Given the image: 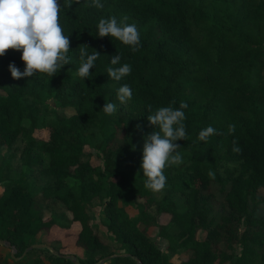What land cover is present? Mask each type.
Here are the masks:
<instances>
[{
  "label": "trees",
  "instance_id": "trees-1",
  "mask_svg": "<svg viewBox=\"0 0 264 264\" xmlns=\"http://www.w3.org/2000/svg\"><path fill=\"white\" fill-rule=\"evenodd\" d=\"M103 3L74 0L61 9L72 59L51 78L13 79L7 66L22 70L20 53L0 56V241L19 258L53 226L77 224L78 264H173L176 253L179 264H264V0ZM110 16L136 25L137 51L95 36L98 20ZM81 47L100 53L84 82L76 76ZM116 54L131 66L119 82L106 74ZM124 83L133 94L121 103L116 90ZM181 100L183 160L164 169L165 188L152 192L139 169L142 136L154 129L146 117ZM109 101L117 109L106 115L100 108ZM208 125L216 134L200 141ZM39 131L46 139L34 136ZM51 247L54 254L33 249L0 264H73L58 240Z\"/></svg>",
  "mask_w": 264,
  "mask_h": 264
},
{
  "label": "clouds",
  "instance_id": "clouds-1",
  "mask_svg": "<svg viewBox=\"0 0 264 264\" xmlns=\"http://www.w3.org/2000/svg\"><path fill=\"white\" fill-rule=\"evenodd\" d=\"M73 2L74 0H0V56L12 49L20 53L19 58L23 62L22 70L14 62L8 64L13 79L41 76L51 78L70 63L72 49L69 34L65 33L59 14L62 8H67ZM90 6L100 9L104 7V3L103 0H90ZM126 21L127 17H122L119 21L115 16L101 17L95 25V36L113 37L135 52L140 47V33L134 23ZM99 56L100 53L96 50L89 52L87 47L79 49L76 76L83 82L91 75L89 69H95ZM120 61V55L116 54L109 59L110 66L106 68L107 77L116 82L131 72V66ZM132 94L127 83L121 84L116 90V98L121 103L130 100ZM185 108L187 103L181 100L178 107L160 106L146 117L154 129L142 136L139 169L144 177V186L152 192H161L165 188L164 169L178 165L183 160L176 141L184 140L187 135ZM116 109V104L111 101L104 102L100 108L106 115L113 114ZM137 129L139 130V125ZM232 130L233 126L229 125V132ZM216 131L212 125H208L198 132L197 138L206 142ZM232 150L239 151L235 146ZM209 176H213L211 171Z\"/></svg>",
  "mask_w": 264,
  "mask_h": 264
},
{
  "label": "rangeland",
  "instance_id": "rangeland-1",
  "mask_svg": "<svg viewBox=\"0 0 264 264\" xmlns=\"http://www.w3.org/2000/svg\"><path fill=\"white\" fill-rule=\"evenodd\" d=\"M56 112L59 115H62V116H64V115L65 116H70L73 113V111L71 109H60V108H56ZM34 136L36 138L46 139L47 133H46V131H39V132H36L34 134ZM84 152L86 154H88V153L92 154V156L90 158V162H91V164L93 166H98L99 165V163H100L99 160L95 157L94 153L91 152V150L85 149ZM10 154L8 156H11L12 163L14 165H16L17 164V153L13 152V154H11V155ZM1 193H2V188L0 187V194ZM119 205L121 206V204H119ZM123 208L128 213L130 218H132L136 214V212L134 211V209L131 206L124 205ZM61 210H62L61 208L57 209V210L53 209L52 211H48L47 210L45 212V218L49 217V215L51 214L50 212H54L55 214H59L61 212ZM96 216H97V213H96ZM168 220H169V218L167 216L166 217L162 216V217L159 218L158 222H159L160 225H165V224L168 223ZM78 229H79V227H78L77 224H71L70 227L67 230H63L62 228L57 227V226L52 227V230H51V232H52V236H51L52 240H51V238H49L50 237L49 232L47 233L46 237L41 240L42 243L44 245H46V247L51 248V251L48 250V249H40L41 253L45 254V253L49 252V253L54 254L51 245L53 246V242H55L56 240L60 239L59 240L60 249L57 250L59 252V254L64 255V257H66L68 260H71V258L76 260V261L84 260L83 259L84 256H83L82 253L78 255V258H76L77 256H75V252L76 251H75V245H74V238H75V235H76ZM148 234L150 235V239L152 241H155V240L157 241V239L155 237L156 229L150 228L149 231H148ZM198 237L202 238L203 234L199 233ZM163 253L167 254L166 251H163ZM9 254H10V251L8 250V254L5 256L3 261H7L9 263V261L11 260L10 257H9ZM22 259H24V258H22ZM180 259L181 258H179V253H176L175 255L170 256V258H169L170 262H172L173 264H179ZM1 260L2 259L0 257V263L3 262V261L1 262Z\"/></svg>",
  "mask_w": 264,
  "mask_h": 264
},
{
  "label": "water",
  "instance_id": "water-1",
  "mask_svg": "<svg viewBox=\"0 0 264 264\" xmlns=\"http://www.w3.org/2000/svg\"><path fill=\"white\" fill-rule=\"evenodd\" d=\"M0 245L6 247V248L10 251L9 256H10L11 259H13V260H15V261H19L20 259H22V258L27 254V252H29L30 250H33V249H48V250L51 251V248L46 247V246L43 245V244H34V245H32L31 247H29L27 250H25V251L23 252V254H22L19 258H16V257H15V249H14L13 247H11L8 243H6V242H2V241H0ZM64 258H66V257H64ZM107 259H108V258H107ZM107 259L102 260V261L100 262V264H103L104 262H106ZM71 261H72L73 264H78L77 261L74 260V259H72V258H71ZM138 264H140V263L138 262Z\"/></svg>",
  "mask_w": 264,
  "mask_h": 264
},
{
  "label": "crops",
  "instance_id": "crops-1",
  "mask_svg": "<svg viewBox=\"0 0 264 264\" xmlns=\"http://www.w3.org/2000/svg\"><path fill=\"white\" fill-rule=\"evenodd\" d=\"M51 230H52V228L49 231V235H50L49 238H51V236H52ZM51 240H52V238H51ZM59 240L60 239H58V241ZM75 251H76L75 252V256H77L76 258H78V255L82 253V250L77 248V247H75ZM7 254H8V249L6 247H3V246L0 245V257H1V259H4ZM43 264H49V263L48 262H44Z\"/></svg>",
  "mask_w": 264,
  "mask_h": 264
}]
</instances>
